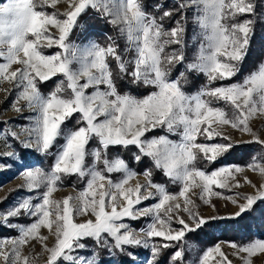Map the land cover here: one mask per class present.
Masks as SVG:
<instances>
[{
  "label": "snow or ice",
  "instance_id": "snow-or-ice-1",
  "mask_svg": "<svg viewBox=\"0 0 264 264\" xmlns=\"http://www.w3.org/2000/svg\"><path fill=\"white\" fill-rule=\"evenodd\" d=\"M59 2L0 0V85L12 86L0 91L11 94L13 89H20L13 110L23 112L19 102L24 101L35 113L28 118V125L21 126L20 134L26 136L20 141L22 146L54 157L47 169L21 165L23 187L39 192V198L36 202L33 196L23 198L0 213V226L18 230L16 237L0 240V258L4 264H35L36 257L24 255L23 249L37 241L48 254L46 264H98L95 257L85 260L72 255L86 248L82 241L91 239L110 252L150 249L149 264H157L161 251L175 247L172 242H177L180 247L173 252L170 264H184V245L193 246L188 233L218 227L215 221L242 218L264 204V139L251 127L252 120L264 117V60L242 80L234 81L250 54L255 34L254 19L239 21L237 17L255 16L256 5L253 0H183L180 8L195 10L193 22L202 37L193 59L185 63L186 23L177 22L176 27L166 30L145 10L142 0H66V11H47ZM155 7L160 11L165 6ZM89 9L119 26L128 45L124 52H134L131 59L123 58L111 37L106 46L94 41L82 45L71 42L78 18ZM171 16V11L164 10L159 20ZM183 19L187 21V16ZM170 45L179 47L166 51ZM52 48L57 51H44ZM111 61H115L118 72L114 73ZM178 64H184L185 71L172 78V68ZM187 73L202 74L207 84L187 93L181 83L187 82ZM55 77L62 79L47 95L42 94L39 86ZM126 78L148 93L142 97L122 94L117 80ZM219 102L230 111L217 106ZM229 128L251 140L234 141L227 134ZM157 129L178 139L147 135ZM5 135L19 140L12 129ZM92 141L98 142L96 147H90ZM253 143L260 151L246 165L221 163L209 170L238 144ZM132 146L137 149L133 153L137 163L150 160L155 170L179 186V192L171 193L164 184L154 183L152 168L143 172L145 183L132 185L139 174L118 153L112 154ZM4 155L23 159L13 151ZM201 161L207 163L201 167ZM246 171L259 175L261 183L254 184L247 176L238 179ZM113 173L121 174L119 179H113ZM71 176L85 180V186L74 196L53 199V193L62 190L64 178ZM245 185L254 192L222 196L215 191L231 192ZM192 196L204 204L212 197H221L237 210L227 217L204 216L196 211ZM149 200L156 202L140 207ZM21 214L33 218L32 223H8ZM81 216L94 219L77 222ZM141 217H150L151 222L138 232L125 222ZM41 229L54 237L52 246L47 245L49 236L42 235ZM227 243L241 264H252L253 257L264 254V239ZM217 257L218 264H232L219 245L205 250L199 264H210Z\"/></svg>",
  "mask_w": 264,
  "mask_h": 264
},
{
  "label": "rangeland",
  "instance_id": "rangeland-1",
  "mask_svg": "<svg viewBox=\"0 0 264 264\" xmlns=\"http://www.w3.org/2000/svg\"><path fill=\"white\" fill-rule=\"evenodd\" d=\"M169 3V11L173 9L171 3H176V6L180 8V4L183 2V0H167ZM254 3L259 4V8L262 10V14H264V0H253ZM145 10H147V6L144 5ZM68 9V4L66 0H60V2L57 4L56 8H50V12H59L62 13ZM174 10V9H173ZM185 11V15L187 16V24L190 32L189 36V44H188V57L186 59V63L190 62L193 59L194 54L199 48V45L202 41V37L199 35L200 28L197 24L193 22V15H194V9L188 8L183 9ZM149 12V11H147ZM89 13L97 14V16H100V14L92 9L87 10L86 13H83L78 18V23L74 27L73 32L70 34V40L72 43L77 45L86 44L89 41H95L94 37L90 35V33L84 32V19H86L87 16H90ZM101 17V16H100ZM157 20L159 22V18L157 17ZM175 25L172 27H176ZM117 29L118 34H120L119 26H115ZM171 28V29H172ZM121 36V35H120ZM121 42H122V49L124 54V59H131L134 56V52H124V49L128 46L126 42V38L121 36ZM44 51L48 54L55 53L57 51L56 48L52 49H44ZM17 67V66H14ZM53 79H57L58 81L62 79V77H55ZM45 82L44 84H41L40 90L42 94L47 95L50 91H52L55 87V84L58 82ZM12 86L5 83L3 85H0V88L3 89H9ZM20 89H13L11 94H8L4 91H0V213H6L10 208L17 205L23 198L33 196L34 201L36 202V199L39 198V192H29L24 185V180L20 176V171L22 170L21 165L24 164L21 159L18 158H11L4 155V153L8 151H13L17 154V157H19L18 152L15 150V146L17 144L21 145L22 148H24L20 141L26 139L25 135L20 134L21 133V126H26L30 123L31 116H34L35 113L29 110L26 107V102L20 101L19 107L23 108V112H16L12 108V104L16 101V97ZM90 91V90H89ZM7 122V123H6ZM74 124V123H73ZM251 127L254 132H258L261 139H264V117H257L251 122ZM8 129H12L13 131L17 132L19 135V140L13 139L10 135H5L8 131ZM227 134L232 136L234 141H249L251 140V137L248 135H242L241 133L232 130L227 129ZM149 137L153 135H169V138L171 139H178V137L171 136L168 134L165 130L157 129L153 133L147 134ZM5 140H7V145L5 144ZM98 144L97 141H92L90 143V147H96ZM134 147V146H133ZM135 148V147H134ZM26 151L34 152L35 154L39 155L40 157H43L44 159L50 158L49 161V167L51 166L54 157L53 156H42L40 153L36 152L34 149H25ZM91 158H89L90 160ZM7 162V163H5ZM32 165L37 166L36 163H33ZM102 167V165H101ZM121 174L119 173H113L112 178L113 179H119ZM243 176H247L254 184L261 183V177L259 175L251 172L246 171L245 173L238 176V179L241 181L243 180ZM139 181L140 183H145L144 176L142 174H139L136 179L131 181L132 185H135V183ZM86 184L85 180H81L79 177L71 176V177H65L64 182L61 186L62 190H59L55 193H53V199L60 200L65 196L68 195H76V191L82 189ZM174 185V184H172ZM174 188L176 189L175 193L179 192V186L174 185ZM199 191V190H196ZM217 192H221L222 196H234L237 192L241 195L246 194H252L254 192V189L245 185L239 189H233L231 192L227 191L226 189H215ZM192 199L195 200L196 203V211H198L201 215L208 216V215H219L227 217L231 213L235 212L237 209L235 206L228 200H225L221 197H212L210 199L209 204H204L203 201H201L198 197L192 196ZM156 202L155 200H149L144 201L140 207H146L150 204ZM243 202V201H241ZM182 203V202H181ZM94 217L90 216H81L77 217V222H83L86 219ZM24 219H27L28 222H24ZM32 219L29 216L21 214L19 218H10L8 220L9 224H19V225H27L32 223ZM185 219H187L185 215ZM126 223H128L131 228L135 231H139L142 228H145L149 222H151L150 217H141L137 220H130L126 219ZM216 222V221H215ZM0 225H2V221H0ZM176 228H179V224L173 225ZM2 228V229H1ZM5 232H8L10 235L0 236V240L2 239H11L18 235V230L16 228H11L8 226H0V233L4 234ZM41 234L45 236H49V239L47 240V245L50 247L54 243V237L49 235V232L47 229H41ZM156 242L160 241V238H155ZM86 248L77 250L76 252H73L72 255L74 257H83L85 260L91 259L92 257H95L98 264H117L118 257L115 254V250L109 251L108 248H101L91 239H86L82 241ZM109 243H111V240L109 238ZM95 244V247L93 246ZM189 244H192L193 246L189 248L188 245H184L185 252H184V264H199V258L202 255V253L212 248L216 245H219L222 249V251L227 255L228 259L232 261V264H241V260L237 259L233 252L234 250L228 246L227 241H219L212 245V247L205 248L202 244H194L189 241ZM180 245L178 246V248ZM132 249H136L137 251L133 252L131 248H128L125 250V253L128 255V260L132 261L133 264H149V261L152 260V253L150 249H145L142 247H132ZM169 249V248H168ZM168 249H166V253L168 252ZM165 250V249H164ZM175 248L170 254L172 256L173 252L176 251ZM118 252H120L118 250ZM121 253V252H120ZM162 253V251H161ZM24 255L31 254L33 257H36L35 264H46L47 259V253L42 252L41 244L37 241H31L27 246L23 249ZM161 255V254H160ZM243 255V254H242ZM171 256L166 261L165 264H170ZM219 258L217 257L216 260L210 261V264H218ZM0 264H4V261L2 258H0ZM61 264H66V262L61 261ZM252 264H264V254L258 255L256 257L252 258Z\"/></svg>",
  "mask_w": 264,
  "mask_h": 264
},
{
  "label": "trees",
  "instance_id": "trees-1",
  "mask_svg": "<svg viewBox=\"0 0 264 264\" xmlns=\"http://www.w3.org/2000/svg\"><path fill=\"white\" fill-rule=\"evenodd\" d=\"M143 5L147 6V10L149 13L155 15L156 17H160L164 10L169 9V3L167 0H142ZM161 4L165 7L160 11H157L156 5ZM173 9L170 11L172 12L171 17L164 18L163 21L160 23L163 24L166 30H170L175 23L177 22L181 24L186 23V33H185V54L188 57V44H189V28L187 21L183 19L185 16V11L182 8L176 6V3H171ZM256 8L255 16H238L237 20L243 21L244 19H254L255 20V34L253 36L251 51L249 56L246 58L244 65L242 67L241 72L234 78L235 80H242L245 75L250 73L258 64L260 60H264V14H262V10L259 8V4L255 3ZM50 8L47 9L49 11ZM50 12V11H49ZM90 16H87L84 19V32L90 33L96 41L102 46H106L111 41L109 38L111 37L112 40L115 41L118 51L124 58L123 49H122V42L121 36L118 34L117 29L114 25L108 23L106 18H102L97 16V14L89 13ZM178 45H170L166 48V51H172L174 48H178ZM186 63V62H185ZM111 65L113 68L114 73L118 72L116 67L115 61H111ZM185 71L184 64H178L172 68V78L179 76L180 72ZM187 82L185 83L182 81V87L184 90L192 94L202 88L204 85L207 84L206 78L200 74L197 75L195 73H187ZM57 79H52L50 82H56ZM118 90L123 94L125 92L130 93L131 95L142 97L148 93V89L144 88L143 86H137L130 82L129 78L123 80H117ZM217 106L225 107L227 110L230 111V108L223 104V102H219ZM72 123H75L73 120ZM201 142H205L203 137L198 138ZM16 152H18L19 157H22V162L32 165L36 163L37 166H41L45 169L49 167L50 158L44 159L39 155L35 154L34 152L26 151L21 145L17 144L15 146ZM260 151V146L256 144H238L237 147L232 150L221 162H217L216 164L210 165L209 170L212 168L219 167L221 163L227 165H240L244 166L249 163L253 156H255ZM137 152V149L133 146L129 150L125 149H118L113 150V155L119 154L122 158H124L130 165V167L135 170L138 174H142L146 169L152 168V180L154 183L164 184L167 190L171 193H175L176 189L174 185L166 178L164 175L155 170L151 164V161L147 158H144L141 162L137 163L133 157V153ZM207 162L201 161L200 166L203 167ZM24 222H28L27 219H24ZM218 224V227L213 228H205L198 232L188 233L187 239L191 243L194 244H202L205 248L212 247L213 244L219 241H227V242H247L254 238L264 239V204H261L255 213L246 214L244 217L239 219H226L222 221L213 222ZM2 229V228H1ZM10 235L8 232L4 234L0 233V236ZM175 247H170L168 252L166 253V249L162 250L161 255L157 258V264H165L166 261L171 256V252L180 244L177 242H172ZM95 247V244L93 245ZM133 252L137 251L136 249H132ZM115 254L118 257L117 264H133L132 261H129L128 255L123 252L120 253L118 250H115ZM102 264V263H101ZM104 264V263H103Z\"/></svg>",
  "mask_w": 264,
  "mask_h": 264
}]
</instances>
